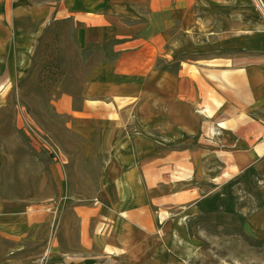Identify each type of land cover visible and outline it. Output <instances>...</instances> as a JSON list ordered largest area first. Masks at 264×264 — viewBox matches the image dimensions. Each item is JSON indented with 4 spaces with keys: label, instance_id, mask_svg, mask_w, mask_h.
<instances>
[{
    "label": "crops",
    "instance_id": "crops-1",
    "mask_svg": "<svg viewBox=\"0 0 264 264\" xmlns=\"http://www.w3.org/2000/svg\"><path fill=\"white\" fill-rule=\"evenodd\" d=\"M208 1L219 0H0V96L47 24L73 22L82 49L115 48L112 60L86 76L82 100L56 102L71 116L84 158L104 163L98 194L50 220L51 253L68 243L69 264H189L194 253L181 244L189 238L187 219L210 191L250 171L262 204L246 226L264 241V36L236 38L230 26L211 51L221 45L229 53L227 69L208 75L186 65L178 74L120 68L153 60L157 37L193 7L214 12ZM239 46L258 59L253 67L230 58ZM24 208L0 203V235L20 240L48 220Z\"/></svg>",
    "mask_w": 264,
    "mask_h": 264
},
{
    "label": "rangeland",
    "instance_id": "rangeland-1",
    "mask_svg": "<svg viewBox=\"0 0 264 264\" xmlns=\"http://www.w3.org/2000/svg\"><path fill=\"white\" fill-rule=\"evenodd\" d=\"M207 3L215 6L214 12L193 7L157 37L153 60L124 61L120 68L133 72L153 67L178 74L186 65L208 75L210 69H227L222 60L229 53L221 45L211 51L213 41L225 40L230 26L236 27V38L264 36L248 29L249 20H260L252 0ZM77 34L71 21L45 25L0 96V203H23L22 211L29 207L48 219L38 221L39 228L29 227L20 240L0 235V264H69L63 255L67 247L72 249L68 243L62 241L51 253L50 220L98 194L103 160L84 158L82 140L70 133L71 116L56 102L68 96L82 100L86 76L100 62L112 60L115 48L82 49ZM244 53L239 46L230 58L253 67L258 59ZM190 76L194 80V73ZM257 183L258 176L250 171L203 198L196 215L187 219L188 243L196 248L189 264H264V241L246 226L247 217L262 204Z\"/></svg>",
    "mask_w": 264,
    "mask_h": 264
},
{
    "label": "bare ground",
    "instance_id": "bare-ground-1",
    "mask_svg": "<svg viewBox=\"0 0 264 264\" xmlns=\"http://www.w3.org/2000/svg\"><path fill=\"white\" fill-rule=\"evenodd\" d=\"M251 25L248 26V29L250 31H259V32H264V22H262V20H249L248 21ZM200 47V46H198ZM111 176L109 172L106 173V177ZM182 246H185L186 248H188L189 250H192L193 253L195 251L196 248H194L193 246H191L188 242L185 241H181ZM192 253V254H193Z\"/></svg>",
    "mask_w": 264,
    "mask_h": 264
},
{
    "label": "built area",
    "instance_id": "built-area-1",
    "mask_svg": "<svg viewBox=\"0 0 264 264\" xmlns=\"http://www.w3.org/2000/svg\"><path fill=\"white\" fill-rule=\"evenodd\" d=\"M253 6L258 13L259 17L262 18V22H264V0H252ZM214 134H220L217 131H214Z\"/></svg>",
    "mask_w": 264,
    "mask_h": 264
}]
</instances>
